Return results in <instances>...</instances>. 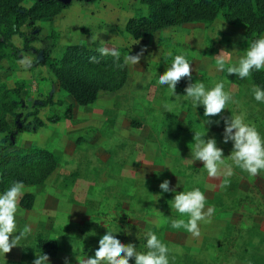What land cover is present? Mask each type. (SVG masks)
Listing matches in <instances>:
<instances>
[{"label": "rangeland", "instance_id": "1", "mask_svg": "<svg viewBox=\"0 0 264 264\" xmlns=\"http://www.w3.org/2000/svg\"><path fill=\"white\" fill-rule=\"evenodd\" d=\"M20 3L28 6L31 0ZM146 12L140 0H70L55 15L22 23L25 35L35 34L32 48H24L23 36L10 37L21 52L15 56L8 50L0 60V80L19 91L9 95L17 101L13 109L19 112L18 122L26 128L15 133L13 145L6 143L7 150L44 147L58 155V162L43 183L24 184L32 189L34 201L30 208L19 204L17 231L25 225L32 231L21 245L0 253V264H33L40 236L55 238L59 245L49 256L50 264H65V258L78 264L77 258L94 256L107 229L138 252L147 251L146 234L154 232L169 249V264H264V170L255 176L241 170L230 157L233 142H223V118L231 114L242 116L264 138V102L255 100L251 77L240 79L226 70L251 45L245 24L229 23L219 13L211 21L172 24L134 38L125 22ZM71 42L119 48L123 58L143 54L139 64H127V79L119 88L78 104L40 62L44 52L59 57L63 45ZM222 49L229 59L225 70L218 71L216 55ZM176 55L189 61L192 78L182 79L173 92L158 81ZM25 59L31 64L20 63ZM195 82L206 90L223 82L232 96L228 109L204 117V106H194L185 93ZM68 104L70 117L64 115ZM4 116L14 128V114ZM206 119L219 124L205 125ZM195 132L204 139L214 137L223 149L219 177L210 178L203 162L194 160ZM227 167L231 176L223 175ZM165 179L176 192L199 188L206 196L205 211L214 209L210 222H200L199 238L171 227L172 220L187 221L188 216L174 208L175 192L159 188ZM225 180L227 186L221 187ZM130 264H135L134 257Z\"/></svg>", "mask_w": 264, "mask_h": 264}, {"label": "trees", "instance_id": "2", "mask_svg": "<svg viewBox=\"0 0 264 264\" xmlns=\"http://www.w3.org/2000/svg\"><path fill=\"white\" fill-rule=\"evenodd\" d=\"M69 1L31 0V3L25 6L20 3L21 0H0V60L5 57L8 50L13 55L19 56L20 48L10 39L15 33L23 36L25 49L32 48L29 42L35 34L30 37L25 35L20 28L22 23L28 21L33 24L39 18L55 15L67 6ZM140 1L147 5V12L129 16L124 26L134 38L146 36L156 29L172 24L198 20L211 21L219 13L229 23L243 22L244 34L251 43L258 39L259 33L264 30V0ZM97 49L83 42L66 43L59 57L44 52L40 62L51 69L59 86L78 104H88L101 93L119 88L128 75L127 64L120 66L124 64V58L119 48H111L120 52L119 60L111 55H102ZM250 77L253 85L264 89V70H253ZM1 82L0 80V89L3 90L0 92V132L7 131L3 138H0V192L3 193L14 181H22L24 184L43 183L55 169L58 155L50 149L35 145L7 150L6 143L13 145L15 133L26 126L18 122L19 112L13 109L17 101L15 102V99L9 95V91L17 90L16 87L9 88ZM37 104L41 102H36L35 106ZM5 112L14 114V128L5 118ZM64 115L71 116L70 104L66 106ZM36 122L41 124L42 120L36 117ZM33 201L34 194L26 191L20 200V205L30 208ZM58 248L55 238L40 236L37 239V249L42 254L55 255ZM15 264L24 263L17 261Z\"/></svg>", "mask_w": 264, "mask_h": 264}, {"label": "clouds", "instance_id": "3", "mask_svg": "<svg viewBox=\"0 0 264 264\" xmlns=\"http://www.w3.org/2000/svg\"><path fill=\"white\" fill-rule=\"evenodd\" d=\"M102 55H111L119 60L120 52L116 49L100 47L97 49ZM143 50L136 55H126L124 64H139ZM95 62V57L92 58ZM228 57L224 50L216 55L215 67L218 71L225 70L228 64ZM21 64L30 65V60H21ZM228 74H237L238 78L245 79L251 76L253 70H264V37L254 40L247 48L245 55L242 56L237 65L227 67ZM184 78L191 80L192 68L184 55H176L170 67L159 76V84L167 85L173 92L177 84ZM252 92L258 102H264V89L253 85ZM185 93L191 99L194 106H204V117L210 118L218 116L227 104L232 100L230 93L224 91L223 82H218L211 89L206 90L201 82L189 83L185 87ZM228 109V108H227ZM223 142H233V148L230 154L233 163L249 175H258L264 170V138L254 125L244 122V118L238 115L224 117ZM212 123L219 124V120H205V125ZM192 143V154L194 160L203 162V167L207 170L210 178H217L221 173V165L225 164L223 159V149L217 147L214 137L204 139L201 134L194 135ZM224 176H231L230 167L223 173ZM228 181L225 180L221 187H226ZM162 192H175L173 206L181 215H187L188 219L172 220L171 227L174 229H185L193 238H199L201 235L199 224L201 221L210 222L214 209L209 207L205 211L206 196L199 189L191 191L176 192L174 187H170V181L165 179L159 184ZM31 192L32 189L25 188L22 181H14L4 192L0 194V253H9L13 247L20 244L22 239H26L31 233V227L25 225L23 230L17 231L16 214L18 212L20 200L25 192ZM106 227V226H105ZM107 228V227H106ZM58 238V237H57ZM99 247L95 250L94 256H88L86 259L78 260V264H130V258L135 259V264H169V249L154 232L146 234V252H138L136 246L132 243H122L113 231L107 232L99 239ZM36 258L33 264H50L47 253H35ZM65 264H69L65 258Z\"/></svg>", "mask_w": 264, "mask_h": 264}, {"label": "water", "instance_id": "4", "mask_svg": "<svg viewBox=\"0 0 264 264\" xmlns=\"http://www.w3.org/2000/svg\"><path fill=\"white\" fill-rule=\"evenodd\" d=\"M38 59H40V56L38 57Z\"/></svg>", "mask_w": 264, "mask_h": 264}]
</instances>
